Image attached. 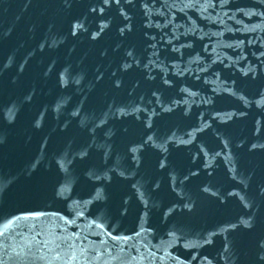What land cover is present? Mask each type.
<instances>
[{
    "label": "water",
    "instance_id": "water-1",
    "mask_svg": "<svg viewBox=\"0 0 264 264\" xmlns=\"http://www.w3.org/2000/svg\"><path fill=\"white\" fill-rule=\"evenodd\" d=\"M7 264H264V0H0Z\"/></svg>",
    "mask_w": 264,
    "mask_h": 264
}]
</instances>
